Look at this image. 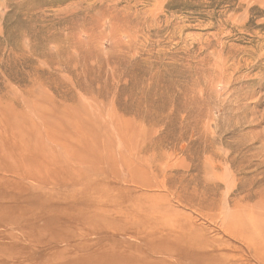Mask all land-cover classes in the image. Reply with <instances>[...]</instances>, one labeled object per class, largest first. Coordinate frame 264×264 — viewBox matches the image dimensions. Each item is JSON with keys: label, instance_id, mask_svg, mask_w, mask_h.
<instances>
[{"label": "rangeland", "instance_id": "374dc122", "mask_svg": "<svg viewBox=\"0 0 264 264\" xmlns=\"http://www.w3.org/2000/svg\"><path fill=\"white\" fill-rule=\"evenodd\" d=\"M263 234L264 0H0V264H264Z\"/></svg>", "mask_w": 264, "mask_h": 264}, {"label": "bare ground", "instance_id": "6f19581e", "mask_svg": "<svg viewBox=\"0 0 264 264\" xmlns=\"http://www.w3.org/2000/svg\"><path fill=\"white\" fill-rule=\"evenodd\" d=\"M255 225V224H254ZM250 231V230H249ZM259 231V230H258ZM176 233V232H175ZM259 234V233H258ZM253 235H257V234H253ZM264 235V234H263ZM250 236H252V235H250ZM250 236L248 237L249 239H250ZM261 235L259 234V236H257V240H258V237H260ZM187 237V236H186ZM189 238V237H188ZM252 238V237H251ZM255 238V237H254ZM262 238V237H261ZM173 239V238H172ZM256 240V241H257ZM251 240H249V246H251L252 247V249L254 250V252L256 253L255 254V258H264V239L262 240V241H258L257 243L254 241V239H252V241L250 242ZM254 241V242H253ZM197 243V242H196ZM198 245V244H197ZM196 246V245H195ZM203 247V246H202ZM202 247H200V248H202ZM250 248V247H249ZM200 252V251H199ZM240 254V253H239ZM238 255V254H237ZM256 255L258 256V257H256ZM205 256V255H204ZM242 257V256H241ZM244 257V256H243ZM199 258V257H198ZM202 259V258H201ZM262 260H264V259H262ZM261 260V261H262ZM243 261V260H242ZM259 260H257V262H258ZM229 262V261H228ZM244 262V261H243ZM209 263V262H208ZM212 263V262H211ZM246 263V262H245ZM262 263V262H261ZM210 264V263H209ZM222 264V263H221Z\"/></svg>", "mask_w": 264, "mask_h": 264}]
</instances>
